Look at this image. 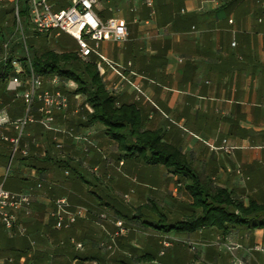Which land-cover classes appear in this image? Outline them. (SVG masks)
I'll return each mask as SVG.
<instances>
[{"label":"crops","instance_id":"obj_1","mask_svg":"<svg viewBox=\"0 0 264 264\" xmlns=\"http://www.w3.org/2000/svg\"><path fill=\"white\" fill-rule=\"evenodd\" d=\"M94 11L102 20L123 21L128 32L124 43L100 45L114 65L98 62L106 89L136 105L146 128L179 148L203 180L245 206L264 204V0H102ZM73 99L83 108L78 114L68 108L56 114L54 130L34 124L25 132L21 147L28 156L16 155L4 188L30 193L33 202L28 215L16 213L13 230L0 223V264H264V227H236L225 236L206 229L193 235L156 231L162 218L190 216V196L179 200L174 188L185 181L162 166L124 159L98 123L80 127L77 120L86 121L89 105L81 95ZM0 109L12 120L24 111L6 82H0ZM9 156V144L0 141V182ZM59 160L72 163L75 180L57 168ZM167 182L170 202L149 194ZM61 197L84 214L69 229L56 230L50 213ZM115 222L127 233L108 250ZM161 235L174 239L164 256ZM185 242L195 244L193 252Z\"/></svg>","mask_w":264,"mask_h":264},{"label":"trees","instance_id":"obj_2","mask_svg":"<svg viewBox=\"0 0 264 264\" xmlns=\"http://www.w3.org/2000/svg\"><path fill=\"white\" fill-rule=\"evenodd\" d=\"M65 6L67 0H62L60 7ZM19 19L21 22L27 21L25 10L20 11ZM13 57L12 54L9 55L10 59ZM19 61L23 67V76L30 75L32 71L34 75L42 78L43 86L47 90H54L48 83L54 77H58L62 83H73L75 89L70 92L69 98L81 95L84 102L93 109L91 114L83 111L86 121L77 120L80 127L84 128L92 123L101 125L103 134L118 145L124 159H132L146 166H162L185 181V191L191 198L190 216L174 222H167L162 218L153 226L156 231L162 234L193 235L200 229H206L215 230L225 236L230 229L236 227H264V204L249 201L248 206H245L228 190L214 187L210 181L203 180L179 148L162 142L159 130L146 128L145 118L136 105L121 102L106 89L98 70L99 59L96 56L84 61L78 57L77 51L56 53L45 49L38 52L30 43L24 58ZM13 76L15 73L11 66L8 63L1 64L0 82L5 83ZM64 88L62 85L60 90L65 94ZM56 164L58 169L67 171L68 180L76 179L71 162L59 160Z\"/></svg>","mask_w":264,"mask_h":264},{"label":"built area","instance_id":"obj_3","mask_svg":"<svg viewBox=\"0 0 264 264\" xmlns=\"http://www.w3.org/2000/svg\"><path fill=\"white\" fill-rule=\"evenodd\" d=\"M10 1L14 6V15L18 22L20 11L25 10L27 12V22L32 33L53 35L55 38L67 35L76 42L77 54L80 59L85 61L91 56H96L100 64H105L114 70L112 62L100 53V45L103 42L124 43L128 39V32L123 21L117 19L102 20L99 18L94 8L102 0H67V6L65 7H60L62 0ZM234 45L232 44V46ZM2 61L8 63L15 73V76L7 81L6 91L20 96L24 103L23 114L13 120L5 110L0 109V141L8 143L10 146L7 172L0 182V223L3 229L9 232L16 226V213L24 211L28 215L33 202L30 193H14L4 188V182L16 155L19 153L22 157L28 156V148L21 147L25 132L28 126L34 124H40L45 130H54L52 126L56 114L66 112L69 103L67 96L60 90V87L70 83V86L75 89V85L66 81L62 83L58 77H54L48 82L54 89L50 91L44 88L42 78L34 75L32 71L30 75L23 76V67L18 58L13 57L10 59L6 54ZM98 70L103 74L100 65H98ZM116 73L120 76L118 72ZM137 92L140 93L139 90ZM85 109L92 113L89 106H85ZM82 110L83 108L79 107L74 113L78 114ZM2 128L11 131L12 134L10 136L6 135L2 132ZM81 140L88 142L85 137ZM54 142L57 150L63 148L60 142L57 140ZM120 166H122V163H120ZM65 174L68 175L67 172ZM37 188L40 189L41 185L38 184ZM83 214L84 210L82 208H72L68 200L61 197L53 201L50 217L53 220V227L56 230H61L69 229ZM101 217L105 218L104 215H101ZM115 227L113 243L107 247L108 250L113 248L116 238L127 233V229L122 222H115ZM173 242V238L166 235L160 236V256H164L166 249L170 248ZM186 244L193 252L195 244L190 242ZM227 250L232 251L233 249L228 247ZM7 262L11 263V260L8 259Z\"/></svg>","mask_w":264,"mask_h":264},{"label":"rangeland","instance_id":"obj_4","mask_svg":"<svg viewBox=\"0 0 264 264\" xmlns=\"http://www.w3.org/2000/svg\"><path fill=\"white\" fill-rule=\"evenodd\" d=\"M119 3L120 2H118V6H117L119 7V11L120 12L121 10L125 11L126 10L125 6L120 5ZM120 6H122V8H120ZM102 8H104V6L102 7L100 6V9L102 10V12H104ZM13 9L14 6L10 0H0V67L1 64H3L2 58L6 54L8 57L10 54H12L15 58L18 59L24 58L25 51L29 47L30 43L33 44L34 49L38 52H41L45 49L52 50L56 53H61L65 51H77V46L75 41L70 37H68L67 35H61L59 38H55L53 37V35L35 36V34L29 30V25L27 21L25 22L23 21L21 22L20 20L19 22L17 21ZM113 51L114 53H116L117 51H119V49L114 45ZM64 87H65L64 92L69 102L68 108L75 112L78 107L79 100L76 101L74 99L69 98L70 92L74 89V87H71L70 83H66V86ZM9 159L10 156L8 158V162ZM168 185L169 182L163 183L158 188L160 189V191H153L154 193H151L152 190H148V192L151 195L155 193H159L160 200L162 201V203L166 201L170 202V197L172 193L167 190ZM174 188L177 190L176 192L177 197H181L177 199L187 200L189 198V194H187L185 191L184 182L177 180V182L174 185ZM127 196L128 198L124 199L125 201H129L130 198L129 194ZM139 202H143V201H139ZM166 221L169 222L170 220L166 219Z\"/></svg>","mask_w":264,"mask_h":264}]
</instances>
